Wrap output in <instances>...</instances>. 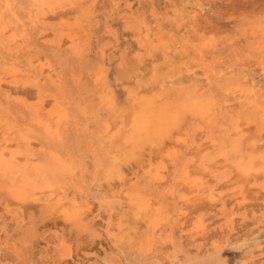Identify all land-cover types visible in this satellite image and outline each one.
Here are the masks:
<instances>
[{
    "label": "rangeland",
    "instance_id": "obj_1",
    "mask_svg": "<svg viewBox=\"0 0 264 264\" xmlns=\"http://www.w3.org/2000/svg\"><path fill=\"white\" fill-rule=\"evenodd\" d=\"M199 1L195 20L187 0H0V149L30 171L34 192L76 206L86 226L77 231L42 201L0 195V264H264V176L242 179L218 154L229 138L239 144L236 159L264 154V0ZM76 18L85 32L77 50L64 30ZM49 70L54 82L45 78ZM234 78L243 92L223 89ZM161 92H193L212 110L188 117L187 145L155 186L147 165L175 135L139 158L126 160L118 148L132 98ZM54 107L66 116L61 126L47 116ZM105 120L119 128L117 137L102 138ZM189 158L208 188L183 210L179 196L191 189L177 179ZM129 197L150 200L153 212L140 217ZM162 215L166 223L153 229ZM200 219L205 234L195 231Z\"/></svg>",
    "mask_w": 264,
    "mask_h": 264
},
{
    "label": "bare ground",
    "instance_id": "obj_2",
    "mask_svg": "<svg viewBox=\"0 0 264 264\" xmlns=\"http://www.w3.org/2000/svg\"><path fill=\"white\" fill-rule=\"evenodd\" d=\"M65 2H66V0H65ZM187 3L190 6L193 5L191 7V8H193L192 9L193 17H194L195 20H197L198 17H199V14L197 13L198 8H200L202 6L201 1H199V0H197V1L196 0H187ZM188 8H189V6H188ZM77 17H79V16L77 15ZM84 20H86V19H84ZM64 30H66L68 32L67 36H66V34H65V36L68 37V41H69L71 47H73V49L77 50L79 48V46L81 45L80 44V36H79V34L82 33V32L85 33L83 25H81L78 22L77 18H76L74 20V22H72L70 24H67L64 27ZM86 30L88 31L87 27H86ZM0 34H2V33H0ZM81 35H83V34H81ZM11 36H13V35H11ZM15 37L16 36H14V39H15ZM11 39H13V38H11ZM6 40H8V39H6ZM20 45H21V43H20ZM69 50H71V49H69ZM41 67H43V66H41ZM43 73H44V71H43ZM51 73H52V71H51ZM51 73H50V70H49V72L46 73L45 78L47 80H49V81L54 82V77H53L54 74L52 75ZM4 75H6V73H4ZM7 75H8V78L13 79L15 73L14 72H12V73L8 72ZM15 76H16V78H18L19 75H15ZM95 76H96V79L101 78V76H99V74H96ZM26 78L27 79H31V78L32 79H37L35 77L33 78V76L32 77L27 76V77H25V79ZM5 80H7L5 77L1 78V81H5ZM20 80H22V78H20ZM218 80H219V78H218ZM228 80L229 79L224 80L223 83H225V84L223 86V89L225 91H227V90L233 91L232 89H235L237 87V86L233 87L235 84H237L236 79L234 78L233 81L232 80L228 81ZM7 84H9V83L7 82ZM198 87L196 89H198ZM236 91L241 93V92H243V89L239 88ZM247 92L248 91H246V93ZM195 93H197L196 90H195ZM195 93L190 92V93L186 94L185 92H182V95H180L177 98V96L173 97V95L161 92L159 94L141 95L139 97L132 98L133 99L132 100L133 109L130 111V114L128 115V117H129L128 119L129 120H128V127L125 130V135H124L125 138H123V142H122L123 144L121 145V147L118 148L119 149L118 153L124 159L127 160V158H125V156L129 157L130 159L131 158H139V156L142 155L143 151H145L146 148H158V147H161V146H163L165 144V142H166L165 140L166 139H170L171 140V138L174 137V135H175L174 140L170 141L169 146H164V150L165 149L166 150H165V153L161 156L160 160L158 162H156L155 165L151 164L150 161H149V163L147 165L148 169L145 171V173L148 176V179H151L152 183L155 186H159L162 182H164L166 180V177H167V174H168L167 163L169 161H174L175 159H177L179 157V155H180L181 149L185 145H187V138H186V134L184 133V130L182 128L183 127L182 125L187 122L188 117L189 116H193V117L197 116L199 118H204L205 116H208V115L211 114L210 113V110H212V107H211L212 104L210 102L211 100L209 101L208 99H204L202 97H198ZM225 93H227V92H225ZM45 96H47V95H45ZM180 97H182V98H180ZM106 102H108V101L105 100V103ZM43 104L39 103V104L36 105V107L39 108V110H41V111H45V108H44ZM106 104H112V103L110 101V102H108ZM256 105H258V104H256ZM256 105H254V106H256ZM260 106H263V105H260ZM49 107H52V105L51 106L49 105ZM104 107L105 106H103V108ZM258 108H260V107H258ZM213 110H215V109H213ZM262 112L264 113V111H262ZM46 113H47L48 118H50L51 121H53L56 125H60L61 126V125H63L65 123L64 122V118H66V116H64V114L62 113V110H60L58 107H56V108L54 107V109L50 110L49 113L48 112H46ZM260 113H261V111H260ZM101 114H99V115H101ZM260 117L264 120V115L261 114ZM210 119H212V118H210ZM210 119H209V121H210ZM106 122H109V123H105V124L102 125V135H101L102 138L103 139H106V138L110 139V138L117 137L119 135V130H118L119 128L115 130V128L110 125V121H106ZM232 127H234V126H232ZM235 128H234L235 131L233 130L234 131V135L238 136V140L242 141L244 139L243 132L241 130H237ZM194 129H195V127H194ZM227 137H229V135H227ZM238 146H239V144L238 145L234 144L233 142H231V140L229 138L228 142L226 141V145L225 146H221L219 148L218 154L220 156H222L224 162L230 163V161H231V164L234 162V165L236 166V169H237V173L242 179L249 180V178H252V177L261 176V175L264 176V154L259 155L258 157H255L253 155V156H249L247 158L246 157L245 158L244 157H238V159H236V154L239 152V147ZM150 150H152V149H150ZM7 153H8V151H7ZM15 157H17V156H15ZM129 158H128V161H129ZM234 158L236 160H233ZM184 160H185V158H184ZM194 163H195L194 159H192V158L187 159L185 162H183V165L181 166L182 167L181 171H180V173L178 175L179 179H177V180L179 181V183L183 184L184 186H186L189 189H191V191L189 193L180 194L179 203L182 204L181 207L183 205L184 206L187 205L188 203L190 204V203L194 202L195 200L201 199L205 195V192H206V190L208 188L207 187V182H206V180H204V177L196 176V175L192 174L191 167L193 166ZM152 166H154V167L152 168ZM19 173H22V174L19 176ZM29 173H30L29 170L18 166L14 162V160L6 158L5 151L3 150V148L0 149V195H3L4 198H5V196H7L10 199L15 200L16 202H18L20 204L28 202L29 200H33L35 202H37V201L41 202L42 201V202H44V206H45L44 210L46 212L58 213V215H60L64 219L65 222L71 224L72 226L73 225L76 226L77 227L76 228L77 231L81 232V231L86 230V228H85L86 226L83 224V218L84 217L81 215L80 210H78L76 206H73L69 202H68L69 208H67L66 206L68 204H65L64 199H62L60 197H57L53 192H50L48 194H45V193H42V192L41 193L34 192L33 191L34 187L31 184V181H30V178H29L30 177ZM49 174H50V172H49ZM213 177H214V175H213ZM228 181L230 182L229 179H228ZM2 183H3V185H2ZM99 187H101V186H99ZM262 189L264 190V185L262 186ZM243 192L244 191L241 189V192L239 193L240 195L238 196V199L241 198V200H240L241 202L240 201H239L240 203L238 202L239 204H242L246 200L245 197H244L245 195H244ZM139 194H141V193H139ZM209 195H210L209 199L212 202H215V201L217 202L221 198V196H220L221 194L217 196L216 194L213 195V194L210 193ZM137 197H139V196H137ZM217 197H219V198L216 199ZM147 198H150V197L147 196ZM129 199L131 200V203H133L137 207L138 215L140 217L146 216L147 213L152 211V202L150 200H139L136 197L135 198L129 197ZM234 199L237 200V198H235V197H234ZM128 203H129V200H128ZM244 205H246V204H244ZM184 208L182 207L181 209L184 210ZM243 208H244V206H243ZM157 210L158 209H155V211H157ZM160 212H162V211H159V213ZM159 213H158V215H159ZM165 214L166 213H164V216H165ZM84 216H86V215H84ZM162 217H163V215H162ZM181 217H183V216H181ZM181 217L179 219H181ZM166 219H167V217H163V218L157 219V220L154 219V221L152 223H150V225L152 226L153 229H155L156 227H162V225L164 223H166ZM205 223L207 224V222H205ZM207 225L204 224V219L203 220L200 219L199 223L195 227V231L197 233L205 234L206 230H207V227H208ZM108 231H109V229H108ZM29 232L30 231L25 230L23 232L22 237H24L27 240L30 237V235H31V233H29ZM59 238L61 239V237H59ZM215 238H216V236H215ZM25 243H27V242H25ZM22 245H24V243H22ZM24 247H25V245H24ZM26 247H27V245H26ZM154 256H155V254H154ZM154 256H153V258H154Z\"/></svg>",
    "mask_w": 264,
    "mask_h": 264
}]
</instances>
